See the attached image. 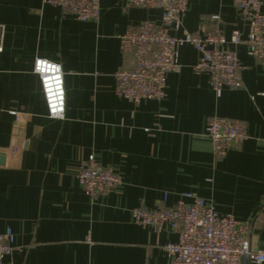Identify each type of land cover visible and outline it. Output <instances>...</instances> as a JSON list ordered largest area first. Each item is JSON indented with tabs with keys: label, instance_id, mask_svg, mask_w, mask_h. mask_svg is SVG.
<instances>
[{
	"label": "crops",
	"instance_id": "0c3cea01",
	"mask_svg": "<svg viewBox=\"0 0 264 264\" xmlns=\"http://www.w3.org/2000/svg\"><path fill=\"white\" fill-rule=\"evenodd\" d=\"M159 16L100 0L99 19L83 23L42 0H0V234L9 229L14 239L2 264H167L162 247L177 234L136 225L131 210L188 203L184 194L246 222L252 248L264 251V65L238 46L242 88L213 91L185 45L163 100L134 107L114 95V74L131 67L119 39ZM200 28L247 35L231 0H190L170 34ZM35 59L61 68V120L47 116ZM213 117L238 120L248 134L223 158L205 137ZM91 155L121 176L114 192L92 198L79 187L77 169Z\"/></svg>",
	"mask_w": 264,
	"mask_h": 264
},
{
	"label": "built area",
	"instance_id": "2783aa9c",
	"mask_svg": "<svg viewBox=\"0 0 264 264\" xmlns=\"http://www.w3.org/2000/svg\"><path fill=\"white\" fill-rule=\"evenodd\" d=\"M231 1L247 26L245 39L237 30L226 38L220 29L201 33V28L181 37L172 36L170 32L179 28L190 0H125L127 7L158 10L160 16L158 20H145L127 29L120 37V53L131 67L114 74V95L134 107L142 101H162L167 76L178 69L179 49L185 45L198 54L193 68L208 75L213 91L242 88V67L236 48L246 46L247 53L264 65V14L260 0ZM42 3L83 23L96 22L100 15V0H42ZM209 20L220 21L216 15ZM33 73L40 82L47 116L63 119L65 91L60 66L35 59ZM10 115L18 117L15 112ZM205 137L214 157L223 158L245 141L248 134L238 120L213 117L207 122ZM76 180L92 198L110 194L123 184L119 174L102 167L93 155L80 162ZM182 198L189 202L179 199L171 207L131 210V220L136 225L155 232L168 225L177 234L176 243L162 247L169 256L167 264H264V251L252 248L246 222L230 214L219 215L211 203L196 196L184 194ZM165 201L166 194L162 202ZM13 241L9 229L0 234V264L13 252Z\"/></svg>",
	"mask_w": 264,
	"mask_h": 264
},
{
	"label": "water",
	"instance_id": "95a60500",
	"mask_svg": "<svg viewBox=\"0 0 264 264\" xmlns=\"http://www.w3.org/2000/svg\"><path fill=\"white\" fill-rule=\"evenodd\" d=\"M5 162V157L3 154H0V165H3Z\"/></svg>",
	"mask_w": 264,
	"mask_h": 264
}]
</instances>
